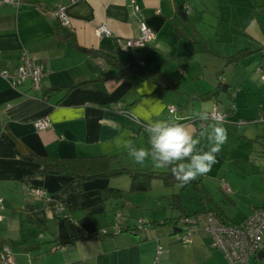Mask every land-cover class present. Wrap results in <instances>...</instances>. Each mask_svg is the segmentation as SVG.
Segmentation results:
<instances>
[{
    "label": "crops",
    "instance_id": "obj_1",
    "mask_svg": "<svg viewBox=\"0 0 264 264\" xmlns=\"http://www.w3.org/2000/svg\"><path fill=\"white\" fill-rule=\"evenodd\" d=\"M13 1L17 6L0 5V71L17 70L24 52L45 74L38 88L30 81L13 88L0 77V254L7 245L13 264H226L204 226L186 247L173 239L171 227L162 226L179 216L171 207L175 195L190 214L182 203L189 185L170 187L171 194L156 201L154 212L143 214L146 220L136 228L145 195H127L132 194L128 176L121 184L113 182L116 177L84 182L64 172L47 174L40 162L109 157L112 170L163 172L149 162L135 165L117 148V139L135 143L143 135L142 146L147 141L126 114L135 110L143 124L164 119L174 101L179 112L167 119L191 123L196 111L183 99L212 102L213 111L230 110L225 124L238 129L235 146L243 150L234 154V170L221 175V164L212 167L222 192L201 190L203 208L191 214L204 220L211 210L227 224L242 223L264 206V0ZM132 1L156 38L127 49L125 41L139 35ZM59 5L66 6L68 29L56 21ZM102 24L110 37L95 35ZM241 52L237 61H227ZM117 65H133L142 74L119 77ZM206 94L212 95L198 99ZM44 117L50 126L36 130L35 122ZM255 171L259 177L251 176ZM108 188L122 194L106 193ZM57 244L64 246L53 249Z\"/></svg>",
    "mask_w": 264,
    "mask_h": 264
},
{
    "label": "built area",
    "instance_id": "obj_2",
    "mask_svg": "<svg viewBox=\"0 0 264 264\" xmlns=\"http://www.w3.org/2000/svg\"><path fill=\"white\" fill-rule=\"evenodd\" d=\"M79 0H69L70 3H75ZM0 5H12L17 6L13 0H0ZM133 13L138 20L139 35L136 38L125 41V48H142L153 42L156 38L155 33L151 28L147 26L144 19L141 17L139 7L132 1ZM54 15L57 23L63 28L70 27V18L66 11V6L59 5L54 9ZM94 33L97 37H110L111 33L105 25H99L94 29ZM23 64L14 72L0 71V77L6 80L9 85L15 88L17 85L30 81L33 87H39L42 78L45 74L44 67L39 64H33L31 59L26 53L21 54ZM115 110H120V105L114 106ZM169 113L176 111L175 106L168 107ZM216 111V110H215ZM230 110L227 112H221L227 118ZM243 124V122H240ZM36 130H45L50 126L49 119L44 117L35 122ZM264 172V168H263ZM223 190L226 193L230 192V188L227 184L222 185ZM35 195L43 197L44 193L41 190H34ZM1 200V199H0ZM62 208L59 207L58 211L62 212ZM204 230L212 238V246L215 249L220 250L225 259L226 264H249L252 257L257 256L261 251L264 252V206L255 210L250 216H248L243 224L231 225L219 222L213 213L209 212L205 214ZM141 222V221H140ZM199 220L193 217H189L180 221L179 226L181 231L173 234V239L179 243L182 247H186L192 243L193 237L198 232ZM140 226V223H138ZM102 233H106L103 231ZM62 248V247H56ZM162 247L158 246L156 255L162 254ZM0 264H13V257L10 249L7 245L2 247L0 254Z\"/></svg>",
    "mask_w": 264,
    "mask_h": 264
},
{
    "label": "clouds",
    "instance_id": "obj_3",
    "mask_svg": "<svg viewBox=\"0 0 264 264\" xmlns=\"http://www.w3.org/2000/svg\"><path fill=\"white\" fill-rule=\"evenodd\" d=\"M126 115L139 120L135 110ZM190 119L191 123L150 119L143 126L147 134L144 146L132 139H117L116 146L126 150L132 163L143 166L150 162L155 169H169L180 186L187 185L211 171L228 140L226 116L220 111H198Z\"/></svg>",
    "mask_w": 264,
    "mask_h": 264
},
{
    "label": "trees",
    "instance_id": "obj_4",
    "mask_svg": "<svg viewBox=\"0 0 264 264\" xmlns=\"http://www.w3.org/2000/svg\"><path fill=\"white\" fill-rule=\"evenodd\" d=\"M65 37L68 38L69 36L66 35ZM244 53L245 52L236 54L228 58L227 61L230 63L235 62ZM106 60L110 62V59H106ZM117 67L120 71L118 73L119 77L124 76L126 74H130V73L142 74L141 71H137V70L134 71L135 66L133 65H130L128 68H122L121 66H118V65ZM211 95L212 94H206L203 96H199L198 99H200V101H203V99L205 100L207 98H210ZM168 114H171V113L168 112ZM175 122H182V121H175ZM145 136L147 137V135ZM20 150L21 149H18L17 152L19 151L21 153ZM22 156L25 157L24 155ZM110 161L111 159L109 157H99V158H70L62 162L44 160V161H41L40 163L42 165L43 172L47 174H60L64 172L66 175L72 178L80 179L81 181H84V182L95 180V179H101V178L108 179L111 177H118V176L126 175L128 176L129 181H130L129 189H128L129 193L148 192L151 189V184L154 180H160L163 183V185H165L166 187L173 188L176 186H180L179 182L175 180V178L173 177L169 169H166V171H163V172H156V171L143 172V171H131L127 169L112 170L110 168ZM189 184L190 183L182 187H186ZM105 192L106 193L108 192L111 195H121L122 194V191L113 190L111 188L106 189ZM171 200H172L171 207L175 210H179L180 212L179 216L167 220V222H164L162 226L171 227L172 228L171 236H173V234L181 231L180 226H179V223L181 220L189 218V217H193L196 219L197 217L195 214H186V212L182 209L180 195L173 196ZM257 209H260V207ZM209 212L213 213L215 218L219 222L227 224L220 215H217L211 210H209ZM244 221L245 220H243V222ZM243 222L240 224H243ZM240 224H237V225H240ZM135 227L138 228L137 224ZM135 229L133 228L132 231H134ZM63 246L64 245L57 244L53 247V249H56V247H63ZM254 258H257V256L252 257L250 261ZM250 261H249V264H250ZM256 264H264V260L260 259L258 260V263Z\"/></svg>",
    "mask_w": 264,
    "mask_h": 264
},
{
    "label": "rangeland",
    "instance_id": "obj_5",
    "mask_svg": "<svg viewBox=\"0 0 264 264\" xmlns=\"http://www.w3.org/2000/svg\"><path fill=\"white\" fill-rule=\"evenodd\" d=\"M189 76L192 75V72H191V69L189 71ZM195 87V82H191L190 81V88H194ZM189 89V88H188ZM191 92V91H190ZM170 96H174V92L173 91H170ZM188 103L189 107L188 109H190L192 106H193V109L198 112L200 111V105L202 107V110H205L207 109L208 111H213V106H212V102L211 103H204L203 105L202 104H199V102L197 103L196 100H190L188 101L186 98L183 99V102L182 104L183 105H186ZM170 105H173V106H176V103L173 101V102H169L167 107H169ZM168 109V108H167ZM177 109V108H176ZM168 111V110H167ZM164 112L163 116L162 117H165V118H169V119H174L173 117V114L174 113H178L179 111L176 110L174 113L172 112L171 114H168V112ZM228 123V122H227ZM134 125L136 126L135 128H138V127H141V130H144V124L139 122V121H134ZM199 124H198V127L197 129L199 128ZM226 128H227V133H228V139L230 138L229 141H231V144H229L228 140L227 142L225 143V145L222 147V150L221 152L218 154L217 156V162L213 165L214 167L215 166H218L219 164L222 165V170H221V175H223L224 173H227V172H230L232 170H234L235 168V155L234 154H237L238 152H240L241 150H243L241 147H236L235 146V140L237 138V132H238V129L235 127V126H228V125H224ZM142 135V134H141ZM141 137V138H140ZM140 137H137V138H140V140H136L135 144L137 146H140V142H141V146H142V142L144 143L145 142V139H144V136H140ZM230 145H233L234 146V149H231L230 148ZM229 151V154H231L229 157L227 155ZM220 157H225L224 159H220ZM122 158V157H121ZM147 163V162H146ZM145 163V164H146ZM136 165V164H135ZM146 165H151V163H147ZM230 165V166H229ZM229 166V168H228ZM227 170V171H226ZM158 171V170H157ZM162 171H166V169H162ZM236 172V171H235ZM241 173L238 174V178H239V175H241ZM207 176H203V177H200L198 178L197 180L195 181H192L190 182L189 186L187 187V190L184 192L183 194V197H182V203H183V206L188 208V212L193 213V211L196 210L198 204H200L199 202H204L203 199H199V196L203 195L201 194L202 191L206 194H212L214 189H216L215 191H218L220 192V185L222 184L221 182V178H218L216 180L213 179V175H214V170L213 168L211 169V171L209 173L206 174ZM260 173L259 171H255V172H252L251 173V176H255V177H259ZM117 179L116 180H113V182H118V183H122L126 181H128L127 177L126 176H118L116 177ZM199 179H203V181H201V183L199 184ZM215 181V182H214ZM198 182L199 184V188H197V185L196 184ZM163 183L158 180L153 186H152V189L148 192H144V193H132V194H127V195H130V196H134V198H140L141 199V196H144V200H140L141 203L139 204L141 206V209L139 210L140 211V215L137 216V218H135V223H140V221H145V217L143 216V214H147L149 215L150 213H153L154 210H153V207H157L156 206V201L162 199L161 197L162 196H167V195H170L171 194V190H170V187H163ZM218 186V188H217ZM164 188L166 191H164ZM200 192H198L197 191ZM202 190V191H201ZM222 192V191H221ZM205 195V194H204ZM145 198H147V202H145ZM163 200V199H162ZM161 200V201H162ZM200 200V201H199ZM135 203H139V202H135ZM198 207H201L203 208V205H200ZM205 207V206H204ZM137 209V208H136ZM139 209V208H138ZM177 215V214H176ZM205 215V214H204ZM197 219L200 220L199 223H198V230L199 229H202L203 226H205L204 224V220H202L199 216H197ZM205 219V218H204ZM169 228V227H168ZM162 233V232H161ZM165 237L168 239V240H171L167 235H166V231L163 232ZM224 256V255H223ZM225 258V257H224ZM264 260V259H263ZM226 261V259H225ZM251 264H252V260H251Z\"/></svg>",
    "mask_w": 264,
    "mask_h": 264
},
{
    "label": "water",
    "instance_id": "obj_6",
    "mask_svg": "<svg viewBox=\"0 0 264 264\" xmlns=\"http://www.w3.org/2000/svg\"><path fill=\"white\" fill-rule=\"evenodd\" d=\"M257 256H258L259 258H264V252H263V251L259 252V253L257 254Z\"/></svg>",
    "mask_w": 264,
    "mask_h": 264
}]
</instances>
